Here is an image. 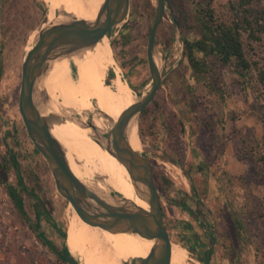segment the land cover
<instances>
[{
	"label": "rangeland",
	"instance_id": "obj_1",
	"mask_svg": "<svg viewBox=\"0 0 264 264\" xmlns=\"http://www.w3.org/2000/svg\"><path fill=\"white\" fill-rule=\"evenodd\" d=\"M43 1L46 15L39 0H0V164L13 151L25 185L34 194L22 193L28 222L0 182V264H68L60 260L38 233L61 250L66 239L53 223L67 232L76 213L58 192L52 171L36 152L19 111L22 65L27 50L32 49L38 36L33 44L30 39L49 25V3ZM205 1H168L170 10L156 38V57L160 59L156 62L164 80L147 112L136 117L142 153L150 158L154 170L162 172L171 182L168 190L160 191L161 203L172 244L187 250L188 264H264V111L261 103L252 90L246 96L232 68L218 62L214 63L216 78L197 81L184 57V35L179 26V30L174 27L171 17L183 8L193 13L196 5ZM79 2L82 5L84 0ZM227 2L216 0L217 11L221 13ZM155 11L156 0H131L126 21L107 35L115 65L107 71L104 84L113 85L119 76L137 100L152 86L147 46ZM58 15L67 16L63 11ZM196 38L194 32L187 35L188 40ZM257 51L260 53L258 46ZM71 72V82L76 75L96 84L76 53L72 54ZM84 86L81 81V87ZM90 102L97 104V101ZM46 105L49 115L57 109L51 99ZM132 105L129 102L127 109ZM78 115L91 116L93 122L92 114L87 111L80 110ZM67 129L63 121L60 131ZM59 142L66 152L68 142ZM89 155L83 147H78L76 166L80 175L86 172ZM8 183L18 187L13 170L8 175ZM112 186L123 195L117 191V185ZM38 198L47 216L41 215L37 230ZM181 200L186 201L188 209L195 214L193 217L178 205ZM205 223L213 224V233ZM206 250L211 252L209 258ZM111 259L112 264H125L121 258L111 256ZM76 260L80 262L79 257Z\"/></svg>",
	"mask_w": 264,
	"mask_h": 264
},
{
	"label": "bare ground",
	"instance_id": "obj_2",
	"mask_svg": "<svg viewBox=\"0 0 264 264\" xmlns=\"http://www.w3.org/2000/svg\"><path fill=\"white\" fill-rule=\"evenodd\" d=\"M104 1L84 0L81 5L79 0H48L47 21L49 24H59L67 23L72 18L87 22L90 20L94 23L95 14L101 9ZM59 11L65 12L67 16H59ZM38 35L30 39L32 44ZM30 48L27 51H30ZM86 50L88 55L84 50L76 52V55L96 84L82 77L80 79L76 75L72 76L73 82L70 81L72 55L52 61L47 73L39 82L47 89L49 98L57 109L48 115L46 104L38 101L40 112L48 118L53 136L58 141L68 142L66 151L68 164L86 187L94 190L102 199L114 206L131 210L136 207L149 210L144 187L141 184H134L126 167L123 164L121 166L118 159L108 151L107 141L99 137L118 121L127 110L129 102L135 104L139 99L137 100L133 90L119 76L113 85L104 84L107 71L115 65L108 37ZM156 61L160 62V59L156 57ZM81 81L84 82V87H81ZM90 101H97V104ZM80 110L92 114L93 123L97 128L96 134L85 128L88 115L86 118L80 117L78 115ZM62 119L69 128L65 131H60ZM126 136L132 149L142 153L143 144L137 118L130 121ZM79 146L91 154L87 158L86 172L83 175H80L76 166ZM113 184L118 186L117 191L123 195L113 190L115 187L110 188ZM113 192L119 197H112ZM81 204L90 212L97 210V206L87 200H83ZM70 208L76 213L72 205ZM67 236L68 249L75 258H80L81 264H112L111 256L114 259L121 258L125 264H129L146 258L156 245V241L138 234L103 230L85 222L77 213L69 224ZM171 264H188L187 250L175 243L171 246Z\"/></svg>",
	"mask_w": 264,
	"mask_h": 264
},
{
	"label": "water",
	"instance_id": "obj_3",
	"mask_svg": "<svg viewBox=\"0 0 264 264\" xmlns=\"http://www.w3.org/2000/svg\"><path fill=\"white\" fill-rule=\"evenodd\" d=\"M130 6L131 0H105L94 23L72 19L67 23L43 27L22 65L19 111L28 136L52 171L58 192L74 207L76 213L85 222L103 230L138 234L156 241V245L146 258L129 264H171L172 241L165 225L153 163L145 153L135 152L126 136L130 121L154 101L164 80L156 62V38L160 24L167 10H170L168 0H156L155 21L147 46V61L152 77L149 92L127 109L109 131L99 135L100 139L107 141L108 151L126 167L134 184H141L144 187L149 210L140 207L131 210L114 206L102 199L94 190L86 187L72 172L66 152L53 136L48 118L41 114L38 105V101L47 104L50 100L47 89L39 82L47 73L50 63L98 44L114 27L126 21ZM171 17L174 27L179 30L174 15L171 14ZM85 128L97 133L96 126L88 117ZM111 196L119 197L114 192ZM83 200L97 206V210L92 212L86 210L81 204ZM66 258L69 264H81L71 252Z\"/></svg>",
	"mask_w": 264,
	"mask_h": 264
},
{
	"label": "trees",
	"instance_id": "obj_4",
	"mask_svg": "<svg viewBox=\"0 0 264 264\" xmlns=\"http://www.w3.org/2000/svg\"><path fill=\"white\" fill-rule=\"evenodd\" d=\"M39 1L42 5L43 13L46 15V3L43 0ZM215 2L216 0H206L204 3H198L193 13L188 12L184 8L175 11L176 22L184 35V57L187 59L192 69L193 77L197 81L216 78L215 62L220 63L224 67L232 68L238 75V83L241 85L242 90L245 91L246 96L249 97L252 90V94L261 103V108L264 111V0H228L223 5L221 13L217 11L214 5ZM193 32L197 38L193 41L188 40L187 35ZM257 46L260 53L257 51ZM214 86L216 88V83ZM147 108L144 109L142 114L147 112ZM46 110L49 115L47 105ZM36 152L38 153L37 150ZM262 160H264V157ZM11 170L16 173L18 187L8 183V175ZM154 173L156 187L160 195V191L168 190L171 187V182L162 172L154 170ZM0 182L6 186L8 194L19 214L25 221L29 222L22 193H27L30 196H34V194L25 185L19 162L13 151H10L8 158L0 164ZM194 194L196 197L198 196L195 189ZM37 204L39 215L37 216L35 229L38 230L40 228L41 215L47 216V213L39 198L37 199ZM178 205L185 208L192 217L195 215L192 210L188 209L185 200L178 202ZM194 218L199 220L196 216ZM240 223L238 221L239 226L242 227ZM53 224L62 238L67 240V232L61 230L55 223ZM201 224L203 223L201 222ZM165 225L169 232L166 222ZM204 226L210 228L213 233V224L209 226L208 223H205ZM38 236L60 260L69 264L66 256L70 252L66 243L60 250L53 242L45 239L42 233H38ZM211 237L212 243H214L215 236L212 234ZM206 254L209 258L211 252L206 250ZM199 261L205 262L203 259Z\"/></svg>",
	"mask_w": 264,
	"mask_h": 264
},
{
	"label": "flooded vegetation",
	"instance_id": "obj_5",
	"mask_svg": "<svg viewBox=\"0 0 264 264\" xmlns=\"http://www.w3.org/2000/svg\"><path fill=\"white\" fill-rule=\"evenodd\" d=\"M88 120L91 122V116L88 117Z\"/></svg>",
	"mask_w": 264,
	"mask_h": 264
}]
</instances>
